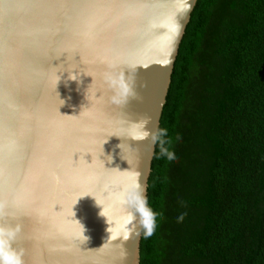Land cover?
Here are the masks:
<instances>
[{
  "label": "water",
  "instance_id": "obj_1",
  "mask_svg": "<svg viewBox=\"0 0 264 264\" xmlns=\"http://www.w3.org/2000/svg\"><path fill=\"white\" fill-rule=\"evenodd\" d=\"M51 1L0 0V218L9 213L0 226H19L12 248L23 264H138L152 139L195 0H103L114 7L97 9L104 38L101 46L91 39L84 69L68 65L66 0L54 11ZM42 10L41 24L29 21ZM48 127L62 128L49 138ZM101 127L112 134L101 149L118 171L96 189L77 147L62 140L88 133L94 147ZM53 154L62 162L56 171L47 168ZM59 198L75 215H63ZM29 204L42 224L21 234Z\"/></svg>",
  "mask_w": 264,
  "mask_h": 264
},
{
  "label": "trees",
  "instance_id": "obj_2",
  "mask_svg": "<svg viewBox=\"0 0 264 264\" xmlns=\"http://www.w3.org/2000/svg\"><path fill=\"white\" fill-rule=\"evenodd\" d=\"M156 138L138 264H264V0L194 1Z\"/></svg>",
  "mask_w": 264,
  "mask_h": 264
},
{
  "label": "bare ground",
  "instance_id": "obj_3",
  "mask_svg": "<svg viewBox=\"0 0 264 264\" xmlns=\"http://www.w3.org/2000/svg\"><path fill=\"white\" fill-rule=\"evenodd\" d=\"M57 3H58V0H52L50 2V6H52L51 11L55 10L54 7L57 8ZM103 3H104L103 0H94V1L93 0H66V17L67 18H66L65 49L67 50V54H68V65H71V63H72V66L77 65L79 67V69L80 68L84 69V65L82 62L83 60H80V59L84 58L86 56V53H88V49H93V48H91V45L89 46V43H91V39L96 41L97 44L99 46H101L103 38H104V30L102 29V23L99 20L100 16L97 13V11H98L97 9H105V10H103V12H104V11H106V10L108 11L112 7H114V6L108 7L110 4L104 5ZM118 6H120V3H118ZM43 9H45V8H43ZM43 11L44 10H42L41 12L40 11L35 12L32 15V19H30L29 21H32L34 19L33 17H36L40 21V24H41L44 20V18L42 16L45 12H43ZM123 12H122V14H123ZM62 13L63 12H60L58 15L57 14L54 15V17H51L49 20H51V21L56 20L57 21L62 16ZM81 13H82L83 17L79 18L78 15H80ZM52 14H54V12H52ZM72 14H73V16L71 18ZM68 19H69V21L67 24ZM118 32H121V31H118ZM161 32L162 33H159L158 36L163 37L164 36V30H161ZM120 34H121V37H119L118 39H121V38L124 39L123 38L124 33H120ZM99 46H97L96 48H98ZM153 54H155V53H153ZM87 55L92 56L93 54L88 53ZM159 59H160V57H159ZM101 115H102V118H104V119L105 118L107 120L110 119V115H107L106 112H102ZM91 119L93 120V118H91ZM101 121L104 124V120L102 119V120H98L99 125H101ZM61 128L62 127H60V128L57 127L58 131H54L55 130L54 127H48V131H50L49 138L53 137L52 136L53 134H56V133L59 134ZM103 128L104 127H101L100 132L92 135L95 139H101L103 137V140L100 141L99 143H96V144L93 143L94 147H88L87 143H85V142H88L90 140V137H91L88 135V133H84L82 136H80V134H76V135L74 134V135L70 136V138H68L67 140L66 139L62 140L68 146H69V142H73V145H75L77 147V149L80 153V156H78V160H81V171H85L88 174L89 183L91 181H93L95 184L94 187L96 189H97V187H100V188L102 187L101 182L103 180L109 182V180L111 179L110 174H111V171L113 169L111 164H109V162H108V158L106 157L105 153H107V152H104V149L103 150L101 149V147H103L102 145H103L104 140H106L108 138V136H111L112 134L108 133V131H107L109 129L108 127H106L105 129H103ZM98 129L99 128H97V130ZM116 130L118 131L119 127L116 128ZM93 132H94V130H93ZM90 134H91V132H90ZM77 137H79V138H77ZM81 142L83 145H81ZM70 144H72V143H70ZM99 156H103V157H99ZM50 161H51V164H48V167H47L48 170L56 171L57 169H59L61 167L59 164L61 161H60L58 156H55L54 154L51 157L49 156L48 163ZM78 163H79V161H73L72 166L77 167V166H79ZM70 169H72V168H70ZM113 170L118 171L116 169H113ZM12 173L15 174L14 172H12ZM63 179H67V178H63ZM63 182H67V181L66 180L61 181V183H63ZM68 187H70L69 189L73 190V184L71 182H70V185ZM61 189L66 190L65 187H62ZM106 190H107V188H106ZM54 203L56 205H59V207H61L63 215L65 214L67 216H71V215L73 216L77 212V210L72 211L73 210L72 205H71L72 202H70V201H64L61 198H59ZM31 206H32V204L31 205L29 204V207H28V210H30L31 212L26 210V212H24L25 217L21 218L20 222L24 224V226L20 229L21 234H25V232H26V234L36 233L37 230L35 229L33 224H39V223L42 224L35 217H33L34 212L31 210V208H30ZM52 208H54V205L52 206ZM79 208H81V207H79ZM71 211H72V214H71ZM81 211H80V213H81ZM80 213H79V215H80ZM56 214H58V213H56ZM8 215H9V213L7 215L1 216V217L4 220L8 217ZM79 217H83V215L79 216ZM40 219H42L43 221L44 220L46 221V219H44V217H41ZM0 220H2V219L0 218ZM39 228H41V227H39Z\"/></svg>",
  "mask_w": 264,
  "mask_h": 264
},
{
  "label": "clouds",
  "instance_id": "obj_4",
  "mask_svg": "<svg viewBox=\"0 0 264 264\" xmlns=\"http://www.w3.org/2000/svg\"><path fill=\"white\" fill-rule=\"evenodd\" d=\"M159 135L160 137L166 136V130L161 129ZM156 139V137H153L152 142L155 143ZM159 143L160 155L166 156L170 161L175 159L174 152L169 151L168 148L164 147L165 141L160 139ZM0 208H2V205H0ZM143 215L146 217L144 221V227L146 228L145 236H151L155 226L154 215L150 212H144ZM17 231H19V226H16V228L0 226V264H23L21 258L22 253H18L12 248V243L15 239ZM88 239L90 240V237H88Z\"/></svg>",
  "mask_w": 264,
  "mask_h": 264
},
{
  "label": "snow or ice",
  "instance_id": "obj_5",
  "mask_svg": "<svg viewBox=\"0 0 264 264\" xmlns=\"http://www.w3.org/2000/svg\"><path fill=\"white\" fill-rule=\"evenodd\" d=\"M146 215H147V213H146Z\"/></svg>",
  "mask_w": 264,
  "mask_h": 264
}]
</instances>
